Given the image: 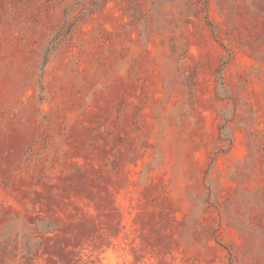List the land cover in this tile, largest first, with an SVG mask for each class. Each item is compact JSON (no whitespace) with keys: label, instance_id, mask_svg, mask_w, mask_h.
I'll use <instances>...</instances> for the list:
<instances>
[{"label":"rangeland","instance_id":"374dc122","mask_svg":"<svg viewBox=\"0 0 264 264\" xmlns=\"http://www.w3.org/2000/svg\"><path fill=\"white\" fill-rule=\"evenodd\" d=\"M0 264H264V0H0Z\"/></svg>","mask_w":264,"mask_h":264}]
</instances>
